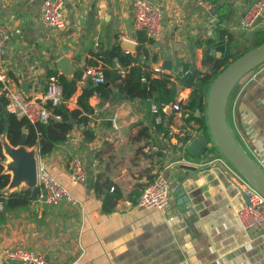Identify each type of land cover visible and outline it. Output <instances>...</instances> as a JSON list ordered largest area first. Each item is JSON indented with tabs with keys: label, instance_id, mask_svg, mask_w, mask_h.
Masks as SVG:
<instances>
[{
	"label": "crops",
	"instance_id": "1",
	"mask_svg": "<svg viewBox=\"0 0 264 264\" xmlns=\"http://www.w3.org/2000/svg\"><path fill=\"white\" fill-rule=\"evenodd\" d=\"M43 1L0 0V25L10 34L0 66L17 89L28 84V94L21 91L25 96L39 97L48 74L63 76L57 66L61 57L70 61L82 81L86 71H103L96 52L119 46L135 53L141 33L132 25L136 0H62L61 30L40 21ZM145 1L162 12L159 37H146L151 43H144L157 58L151 63L155 77L177 74L184 67L189 75L210 72L213 64H203L206 44L210 39L217 41L220 32L226 35L224 49L231 41L234 52L249 44L253 32H264V18L252 32L240 29L244 13L255 0H220L225 6L221 18L215 7L208 11L200 5L201 0ZM122 41L134 47L126 50ZM216 48L212 56L217 60ZM165 61H170V71L162 70ZM88 79L79 81L68 101L69 110L77 108ZM233 91L226 105L229 129L246 154L255 143L264 149V63ZM117 92L113 89V97L105 102L97 96L89 98L93 114L86 130L90 138L85 129L76 127L51 154L37 155V166L46 167L78 206L63 202L46 207L32 201L25 208L1 209L0 252L13 247L35 251L47 264H264V234L259 229L242 230L237 222L236 212L247 200L227 171L229 164L216 151L191 156L185 147L198 134L179 147L175 133L184 124L181 115L173 113L172 121H162L165 130L160 129L156 125L162 122H151V101H132L123 94L118 98ZM189 95L190 89H184L177 98L182 96L185 102ZM165 113L171 111L165 109ZM74 156L85 172L83 184L69 179ZM158 174L169 183L170 207H136L138 197ZM113 193L118 199L108 205L106 194ZM0 264L19 263H8L0 256Z\"/></svg>",
	"mask_w": 264,
	"mask_h": 264
},
{
	"label": "trees",
	"instance_id": "2",
	"mask_svg": "<svg viewBox=\"0 0 264 264\" xmlns=\"http://www.w3.org/2000/svg\"><path fill=\"white\" fill-rule=\"evenodd\" d=\"M201 1L211 3L213 8L217 9L219 18L225 12V6L219 4L220 0ZM139 34L138 45L134 54L122 51L119 46L109 52H96L94 54V57L103 64L104 83L96 84L93 87L92 80L88 79L81 89L76 102L77 108L74 110H69L67 104L70 98L77 92L78 83L81 81V74L77 73L71 79H66L56 73L48 74L47 81L43 83L45 86L43 90L46 89L51 80L56 82L62 90V103L54 107L50 104L45 105L50 110L51 117L44 123L32 125L26 119L17 118L15 115L7 112V101L0 84V136L5 135L9 144L16 147L21 137V129L24 128L26 131V147H35L37 155L43 158L51 154L58 145L66 142L69 133L73 129L76 127L81 128V126H85L86 129L88 128L89 116L93 114V109L88 104V101L92 96H97L101 101L105 102L113 97V89H116L128 100L151 101L157 110L156 114L151 116V122L155 124L156 117H159L161 122L164 119L172 121L174 117L173 113L176 114V112L169 108L177 102V95L181 90L190 89L188 100L179 102L181 111L188 114V117L184 119V124L181 126V130L185 129L189 134L183 139L186 142V140L195 134L202 132L204 135L207 133L206 103L216 77L230 62L264 42L263 31L253 32L250 37L251 41L246 47L238 48L234 52L230 41L225 45L226 48L221 57L216 60L212 56L213 50L223 45V40L226 38L225 33L220 32L218 33L217 41L210 39L206 44L209 51L207 50L208 52L206 51L205 53L203 64H213L212 70L207 73L193 71L186 80H183V76L188 72L186 67L177 74L162 73L158 77H155L157 73L151 69V63H155L157 58L144 45L145 42L151 43V41L146 39L145 33L141 32ZM114 61L119 64V68L116 67L117 64L114 65ZM121 72H124L123 76ZM16 84L19 85V83ZM198 99L200 100L198 108L200 115L196 117V102ZM165 109H169L171 114L167 115ZM163 125L164 122L156 126L165 130ZM84 133L87 138H90L91 133L88 130L84 131ZM214 151L218 152L215 146L205 149L202 154ZM6 161L7 159L3 154L0 143V205L2 206V210L25 208L32 202L28 190L22 189L8 194L4 193L10 181V175L4 172V163ZM95 190L98 193L101 191L100 183L97 182L95 184ZM117 199L118 196L115 194H111V197L106 194L105 202L110 205Z\"/></svg>",
	"mask_w": 264,
	"mask_h": 264
},
{
	"label": "built area",
	"instance_id": "3",
	"mask_svg": "<svg viewBox=\"0 0 264 264\" xmlns=\"http://www.w3.org/2000/svg\"><path fill=\"white\" fill-rule=\"evenodd\" d=\"M96 2L97 0H88ZM208 11L213 9L209 2H199ZM62 0H44L40 6L39 18L43 25L54 30L64 28ZM264 18V0H255L244 13L240 29L243 32H252L258 23ZM132 25L135 31L145 33L146 37L156 39L162 29V12L156 6L149 4L145 0H136L132 9ZM10 34L8 29L0 25V62L6 55L9 48ZM122 74V73H121ZM93 84H103V71L100 68L91 69L83 74L82 81L89 78ZM81 81V82H82ZM0 84L2 92L6 98L7 112L17 118H24L30 124L35 125L46 122L51 117V112L45 105L52 107L62 103L61 87L51 80L46 89L39 97H27L19 88L13 86L8 79L7 73L0 66ZM179 102H184L182 96H178L177 102L169 108L182 118L186 119L188 114L181 111ZM151 112L156 114V107H151ZM161 119L156 117L155 123H160ZM81 129H86L81 126ZM180 148L188 142L183 141L189 135L185 130H177L175 133ZM250 159L264 173V149L257 143L253 144L249 150ZM227 171L233 176L235 183L243 192L247 202L236 212L237 222L242 230L259 229L264 234V197L250 185L241 175H239L230 165ZM69 179L73 183L83 184L85 182V172L79 157L71 159V169ZM37 187L38 194L36 202L46 207H57L61 203H66L70 207H77L78 201L75 197L60 184L44 167L37 166ZM170 189L167 179L158 174L145 187L138 197L136 207L142 209L164 210L170 207ZM2 206L0 205V210ZM1 258L8 263L19 264H47L46 259L39 253L18 247L6 248L0 252Z\"/></svg>",
	"mask_w": 264,
	"mask_h": 264
},
{
	"label": "water",
	"instance_id": "4",
	"mask_svg": "<svg viewBox=\"0 0 264 264\" xmlns=\"http://www.w3.org/2000/svg\"><path fill=\"white\" fill-rule=\"evenodd\" d=\"M122 47L126 50L132 49L134 45L127 41H122ZM224 51V46L216 48V57L220 58ZM264 63V42L253 48L227 65L216 77L209 92L206 103L207 133L202 132L189 141L186 150L191 156H197L205 149L213 146L217 148L219 154L227 163L241 175L250 185H252L264 197V173L256 166L250 157L242 150L233 136L226 119L227 101L235 89L236 85L251 71ZM60 73L67 79L74 76L75 69L66 57H61L57 61ZM162 70L170 71V61H165ZM189 76L187 73L183 80ZM96 84H93L95 87ZM27 83L21 85V91L28 94ZM118 98L122 94L117 92ZM200 100L196 102V114L198 117ZM3 154L7 161L4 163V172L10 175V181L4 193L8 194L24 188L29 191L32 201H36L38 194L37 187V151L36 148L26 147V131L21 129V137L16 147L7 141L5 135L0 136ZM110 187L108 185L107 189ZM183 200L184 197L182 196Z\"/></svg>",
	"mask_w": 264,
	"mask_h": 264
},
{
	"label": "rangeland",
	"instance_id": "5",
	"mask_svg": "<svg viewBox=\"0 0 264 264\" xmlns=\"http://www.w3.org/2000/svg\"><path fill=\"white\" fill-rule=\"evenodd\" d=\"M233 93H234V91L231 93L232 95H233ZM232 95H230V97L232 96ZM218 155H219V152L217 153ZM247 155H249V154H247ZM221 156V155H220ZM224 159V158H223ZM225 160V159H224ZM226 161V160H225ZM227 162V161H226Z\"/></svg>",
	"mask_w": 264,
	"mask_h": 264
}]
</instances>
